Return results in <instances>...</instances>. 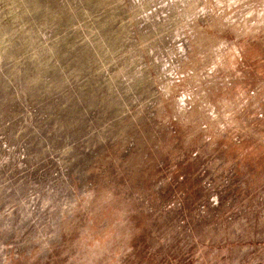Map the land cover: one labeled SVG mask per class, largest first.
<instances>
[{
    "label": "rangeland",
    "instance_id": "374dc122",
    "mask_svg": "<svg viewBox=\"0 0 264 264\" xmlns=\"http://www.w3.org/2000/svg\"><path fill=\"white\" fill-rule=\"evenodd\" d=\"M0 264H264V0H0Z\"/></svg>",
    "mask_w": 264,
    "mask_h": 264
}]
</instances>
